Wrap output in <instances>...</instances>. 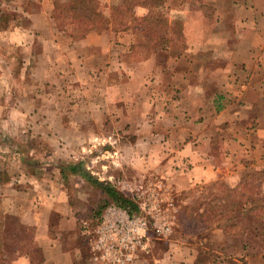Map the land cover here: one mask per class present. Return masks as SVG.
I'll return each instance as SVG.
<instances>
[{"label":"crops","instance_id":"crops-1","mask_svg":"<svg viewBox=\"0 0 264 264\" xmlns=\"http://www.w3.org/2000/svg\"><path fill=\"white\" fill-rule=\"evenodd\" d=\"M208 1L216 7L222 5L226 10L224 15L217 17L214 27L201 37L187 35L186 50L171 54L175 65L160 68L156 58L150 56L140 63L139 68L128 71L123 67L126 77L122 84L124 92L120 95L123 100L132 102L131 105H139L140 116L148 117V112L142 109L143 100L148 99L146 105L151 107L160 103L158 106L164 108L158 116L154 114L152 120L157 122L156 118L170 112L173 121L181 126L168 131L137 129L135 139L143 140L132 148V161L126 162L142 176H154L149 180L162 181L166 187L165 195L172 199L176 212L179 204L191 203L189 208L195 216L201 209L196 210L193 206L206 199L212 186L241 187V180L247 174L264 173V0ZM178 2L184 3L182 0ZM6 3L16 11L15 27L25 21L32 26L42 22V28L50 26V30L54 29V0H0V7ZM204 3L208 4L206 0ZM35 10L40 12L34 13ZM39 15L41 18L36 20ZM104 33L92 30L78 41L71 34L49 33L44 36L33 33L30 38L32 42L53 43L57 50L65 52L64 56L75 62L73 68L88 70L89 54H101L109 63L114 44ZM64 37L69 39L65 45L61 42ZM213 42L218 44L217 48L213 46V58L222 60V64L214 69L209 67L205 56L203 59L199 57ZM168 50L162 51L172 53ZM206 54L211 55V51ZM176 60L181 64L176 65ZM108 67L107 72H111V66ZM41 68L40 72L48 69ZM151 68L152 75L149 73ZM33 69L23 62L20 73H30ZM135 78H141L140 82L137 80V89L132 87ZM114 87L116 85L110 81L109 89L116 90ZM15 91V104L18 107L22 104L27 109L21 117L17 115L18 120H32L34 110L27 106L33 105L34 95L29 94V88L23 94V87L19 84ZM134 91L138 93L133 94ZM5 105L0 97L1 126L7 121ZM41 116L47 121L50 119L46 113ZM9 117L12 121L16 119L14 115ZM5 134L6 131L0 129V187H5L1 188L0 200L5 212L28 216L27 224L35 228V241L44 253L42 264H99L91 256L83 221L96 225L103 214L107 204L99 210L94 206L90 209L86 204L91 191L100 193L99 189H102L95 188L79 173L62 172L63 166L70 161L58 169V176H50L45 170L52 163L25 156L31 149H25L21 143L7 146V140L2 137ZM17 137L15 134L14 138ZM7 155L12 156L10 161ZM38 162H41L42 170L33 169ZM68 172L71 173L70 179L74 177L70 182L71 190L63 184ZM261 186L264 192V181ZM232 212H224L218 220L202 224L187 237L184 233L181 237L173 235L163 239L167 241L166 247L158 250L160 252L156 251L159 241H155L150 251L140 253L133 264H263L264 250L256 253L258 247L253 237L250 236V242L245 238L240 243L231 238V233L240 234L244 226L246 234L258 233L263 227L246 219L242 227L243 213ZM237 215L241 221L239 225L234 224ZM13 264L35 263L30 256L20 255Z\"/></svg>","mask_w":264,"mask_h":264},{"label":"rangeland","instance_id":"rangeland-1","mask_svg":"<svg viewBox=\"0 0 264 264\" xmlns=\"http://www.w3.org/2000/svg\"><path fill=\"white\" fill-rule=\"evenodd\" d=\"M206 1L208 4L204 3V0H182L184 3L181 4L178 0H162L158 13L152 14L149 6L146 5H128L129 3H124L123 0H100L99 9L103 15L110 16L114 9L115 19L117 20L115 23L118 24L127 20L128 28L126 30H116L112 26L109 29L106 27L92 29L98 33L106 32L104 34L110 36L114 49H112L109 63L105 62L107 59L104 56L102 57L101 54L99 56L97 53L96 55L89 54L87 58L89 66H87L90 69L88 70L73 68L72 65L75 62H71L67 56H64L65 52L62 53L57 50L53 43L41 40L32 42L30 38L33 33L44 36L49 33H55L56 35L74 34L73 27L75 24L72 25L71 23L75 18L71 14L65 17L66 28L63 30L58 28L55 19L53 20V30H50V26L42 28V22H38L37 26H32L23 21L21 25L15 27L13 24L17 20L16 11L11 9L8 3L3 8L0 7V97L6 102L4 113L7 114V121L3 122V126L0 125V129L6 131L5 136L2 135V137L7 140V146H11V143H21L20 145L24 146L25 149H31L32 152V154H29L31 153L29 152L25 156L31 157L35 161L52 163L49 166L50 168L47 167L45 170L50 176H58V169L70 161L67 165L82 162L85 171L98 180L99 175L105 177L108 174H113L117 178H128L137 183L149 181L154 176H142L135 168H129V164L126 162L131 160L132 148L139 146L143 140L137 141L135 139L137 135L134 133L139 128L143 130L157 128L168 131L172 128H181V126H177L176 122L173 121V115L170 112H166L164 117L156 118L157 122L152 120L154 114H159L164 108L162 105L158 106L160 103L151 107L146 105L148 99L143 100L142 109L144 112H148V117H145L138 114L139 105L136 103L131 105L132 102L129 100H123L120 95L124 92L122 84L125 83V71H129L130 68H139L140 63L150 56L156 58L157 65L160 68L175 65L171 59V54L186 50L188 45L187 35H199L201 37L214 27L217 17L224 15L226 12L225 9H222V5L216 7L213 3ZM38 12L40 11H34V13ZM40 18L39 15L36 20ZM170 20L172 22H169ZM166 22L171 23V27ZM92 30H89L88 33ZM167 37H172V43H169L168 50H172V53H165L161 49L166 45L164 41ZM74 39L78 41L80 36H76ZM67 41H69L67 37L61 39L64 45L67 44ZM216 45H218L217 42L207 45L209 49L207 48L206 52L211 51V55H204L206 52L199 55L200 59L205 56V60L210 63L208 64L209 67L213 69L222 64L220 58H213L215 56L213 46L217 48ZM82 47L84 48V46ZM23 62L34 67L32 72L20 73ZM176 62V65H179L180 62L178 60ZM182 64H185V61ZM108 66H111V72H107L109 71ZM41 67H48V69L45 72H40L43 69ZM123 67L126 70H123ZM167 72L169 79L171 78L169 70ZM149 73L150 75L154 74L152 68ZM137 80L139 79L135 78L132 82V87L136 89L138 88ZM110 81L116 85V88L114 87L116 90L109 89ZM17 84L23 87V94L29 88V94L34 95L33 105L27 106V108L31 107L34 110L33 114H35L30 121L26 119L18 120L17 115L21 117L27 109L25 110L22 104L19 107L16 105L15 89H17ZM211 84V88H213L214 85ZM152 90L155 89L152 88ZM134 93L137 94L138 92L134 91ZM170 94H172L171 91ZM131 98H133V95H131ZM30 111H28V114ZM43 113L50 116L49 121L42 118ZM9 115H14L15 121H12ZM130 126L132 127L130 128ZM113 133L117 135L121 150L118 163H112L111 160L102 157L103 145L101 144V138ZM15 134L18 136L17 138H14ZM7 156L10 161L11 158L9 157L12 156ZM38 163L33 167L34 170H42L41 162ZM96 173H99V175L97 176ZM70 174L68 172L67 179L64 182L62 181L69 190H71V179L74 178L72 176L70 179ZM245 181L249 183L251 179L248 181V178H246ZM263 181L264 174L260 179L251 182L259 183ZM249 186L250 184L237 190H232L228 186L226 188L227 191H233V195L238 199L242 198L241 195L247 196L252 193H258V197L264 195L261 187L255 190ZM2 187H0V191H2ZM95 188L98 189L97 186ZM219 189L220 185H214L210 191L218 192ZM99 191L100 193L91 191L87 198L86 204L90 209H102L109 202L108 194L103 190L99 189ZM18 196L20 195L18 194ZM216 198L217 196L211 197V195L206 194V199H203L201 203L196 202L193 208L202 211L206 203L207 205L214 204L218 206V198ZM190 204L183 202L182 205H178L179 210L176 212L174 229L167 237L158 240L157 233L153 229L149 231L152 239L151 244L159 241L156 244L157 252L166 247L167 241L163 239L170 238L173 235L181 237L184 233L187 237L189 234H193L191 231L197 229V227L201 228L202 224L211 221L208 218L209 211L204 212L207 219L204 217L201 219L191 218L192 209L189 208ZM227 207H220L221 210L216 213L213 220H218L224 212L233 211L232 214H234L240 209L239 205ZM22 215L20 213L5 212L3 202L0 200V264H13V260L20 255L30 256L35 264H42L44 260V253L35 241V228L27 224L28 216L23 217ZM255 215L257 217L261 215L260 219H254L258 223V227H263L261 237H254L252 233L241 236V234L234 232L231 233V238L233 241L237 239V243H240L242 239V242H244L245 238L250 242L252 241L250 236L253 237L258 247L256 253L260 254L264 250V209H258ZM238 217L237 215L234 224L239 225V222H241ZM245 222V218L242 219V227ZM231 231L233 232L234 229Z\"/></svg>","mask_w":264,"mask_h":264},{"label":"built area","instance_id":"built-area-1","mask_svg":"<svg viewBox=\"0 0 264 264\" xmlns=\"http://www.w3.org/2000/svg\"><path fill=\"white\" fill-rule=\"evenodd\" d=\"M101 144L102 157L118 163L121 150L117 135L113 133L103 136ZM99 180L129 195L138 205L139 212L132 213L127 208L110 203L96 225L91 226L90 221H83L91 256L99 264H133L140 253L150 251L151 229L160 238L172 233L176 223L173 201L165 195L166 187L162 181L137 183L128 178H117L113 174L105 177L99 175Z\"/></svg>","mask_w":264,"mask_h":264},{"label":"trees","instance_id":"trees-1","mask_svg":"<svg viewBox=\"0 0 264 264\" xmlns=\"http://www.w3.org/2000/svg\"><path fill=\"white\" fill-rule=\"evenodd\" d=\"M124 3H129L130 4H134V5H146L149 6L150 11H152V14L154 13H158L159 11V7H161L162 5V0H123ZM99 5H100V0H68V1H61V0H56L55 1V8L53 11V18L57 21V25L59 29H65L66 25H65V17L68 14H71L75 19L74 21L71 23L72 25H74L73 30L75 31L74 36H80V37H84L89 30L92 29H103V28H110L113 26V29L116 30H126L128 28V22L127 20L116 24L115 22H117V20L115 19V11L113 9V12H111L110 16H104L103 13L100 11L99 9ZM155 10V11H153ZM149 17V16H148ZM135 19V18H133ZM76 22V23H74ZM170 22V21H169ZM166 24L168 26L171 27V23H167ZM171 24V25H170ZM83 28V29H82ZM151 38V37H150ZM151 40V39H150ZM163 42V41H161ZM172 43V37H167L164 41V43L166 44L164 47H162L161 49L163 50H168L170 45L169 43ZM168 44V45H167ZM65 171H72L75 173H79L81 175H83L89 182H91L93 185L101 188L103 191H105L110 200L107 203V205H109L110 203H116L124 208L129 209L132 213H138V205L131 199V197L129 195H127L126 193H123L121 191H119L118 189H116L113 185L109 184V183H104L100 180H98L96 177L92 176L90 173L86 172L84 169V165L82 162H78V163H74V164H69V165H64L62 172ZM264 173H250L247 174L246 176H244L241 180V187H245L246 185L250 184V188L251 189H255L258 190L260 189L261 183H253L251 182L252 180L256 181L258 179L261 178V176ZM248 178L251 179V181H249V183L247 181H245V179ZM241 187H235L232 188V190H237L238 188ZM243 189V188H242ZM231 191H227V188L222 184H220V189L218 190V192H209L208 195L211 197L212 196H217L218 198V203L219 205H205V208L198 213L196 216L194 215V213L192 212L191 214V218L193 219H201V218H206V214L204 213L205 211H209L208 213V218L213 220L214 217H216V213H218V211L221 210L220 207H224L227 205H231L228 206L227 208H230L232 206H236L239 205L240 209L238 210V212H242L244 217L246 220L250 221V220H254V219H260L259 217L261 216H256V212L258 211V209H264V195L261 197H258V193H252L249 194L247 196L245 195H241L242 198L238 199V197H235L233 195V191L231 193H229ZM238 192V191H237ZM236 192V193H237ZM254 192V191H253ZM257 195V196H256ZM216 198V199H217ZM225 203H223V202ZM210 204V201H209ZM106 205V206H107ZM105 206V208H106ZM195 209V208H194ZM197 210V209H196ZM196 217V218H195ZM207 219V218H206ZM247 228H245L244 226V231H241L240 234L245 235V231ZM263 228L258 230V233H254L252 231V234L254 233V237L260 235L259 233L263 234L262 232Z\"/></svg>","mask_w":264,"mask_h":264}]
</instances>
